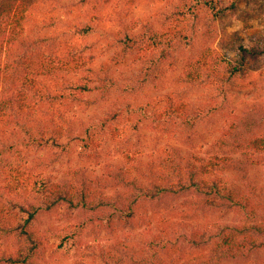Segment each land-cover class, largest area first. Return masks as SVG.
<instances>
[{
  "label": "trees",
  "instance_id": "trees-1",
  "mask_svg": "<svg viewBox=\"0 0 264 264\" xmlns=\"http://www.w3.org/2000/svg\"><path fill=\"white\" fill-rule=\"evenodd\" d=\"M47 1L0 0V136L7 138L14 127L28 135L26 140L32 146L45 148L51 143L62 150L66 147L63 139L77 141L85 160L99 161L104 144L101 136H123L116 127L121 122V112L112 109L100 130L99 126L88 127L80 135L70 125L66 109L71 102L82 103L85 97L102 90L105 95L107 91L106 85L96 84L93 78L86 48L70 39L71 34H92L95 22L77 25L58 37L37 35L29 23ZM137 1L126 0L127 14L136 11ZM217 6L214 0H167L165 8L169 10L158 26L139 22L118 35V63L124 64L135 53L148 57L146 69L133 74L135 83L125 85V92L143 95L148 91L149 97L158 91L156 79L166 74L160 68L177 66L180 54L185 57L180 82L215 87L225 95L229 90L242 88L251 72L250 57L259 58L257 49L246 47L237 36L227 44L236 49V58L211 44L201 50L196 48L197 34L214 27L220 14ZM236 6L233 0L230 7L222 6L220 10H233ZM138 27L141 32L136 33ZM58 38L61 49L50 43ZM11 55L16 59L9 62ZM163 100L161 103L151 99L145 107H139L145 111L148 107L152 112L142 115L137 123L148 120L166 130L174 126L173 132H188L191 141L192 135L197 134L195 117L204 106L194 109L172 93ZM43 104L51 108L50 116L45 114L48 110L41 109ZM194 110L195 117L191 115ZM133 126L138 129L136 124ZM124 136L126 143L133 142V131L131 136L124 129ZM3 142L7 145L8 140ZM211 146L205 152L188 154L174 146L165 149L160 156L152 155L146 173L139 172V160L138 164L132 163L136 153L124 152V164L110 170L108 176L113 180L109 185L81 170L71 171L67 181H55L21 165L9 163V169L1 167L5 161H0L5 192H1L0 185V264H59L56 235L65 233L61 243L82 244L88 224H95L97 233L149 227L156 234L141 247L132 245L129 238L98 250L88 245L80 253L79 264H176L185 257L181 240L186 241L173 228L177 224L172 217L177 211L192 222L205 215L213 217L212 222L196 226L191 234V249L197 254L194 263L188 261L189 264H227L258 256L264 252V186L251 178L253 172H264V121L238 117L227 122ZM4 148L14 150L12 144ZM127 163L132 164L130 168H126ZM118 188L126 191H112ZM75 215L82 217L83 227H45V218L56 216L64 221ZM231 215H235L236 223H228Z\"/></svg>",
  "mask_w": 264,
  "mask_h": 264
},
{
  "label": "rangeland",
  "instance_id": "rangeland-1",
  "mask_svg": "<svg viewBox=\"0 0 264 264\" xmlns=\"http://www.w3.org/2000/svg\"><path fill=\"white\" fill-rule=\"evenodd\" d=\"M231 1L233 0H214L218 3L217 7L220 14L213 28L197 34L195 44L198 50L211 44L222 53H227L230 58H236V49L229 46L228 48L227 44L231 37L237 36L244 41L246 47L257 49L259 58L250 57L251 72L243 82L244 86L240 89L229 90V94L225 95L215 87L193 86L189 83L180 82L179 77L185 71L183 66L185 65V57L180 54L177 66L164 65L160 68L166 74L163 78L156 79L159 90L151 92L148 97V91L143 95H129L125 92V85L130 86V84L135 83L132 81L134 75H139L146 69L148 57L146 58L145 54L142 53H135L124 64L118 63L120 49L117 47L119 38H121L118 35L123 34L122 32L126 28L137 26L139 22H151L158 26V21L163 19L164 13L169 10L165 8L167 0H138V8H135L136 11L131 15L127 14L126 0H48L36 11V16L31 18L30 29H33L37 35H44L49 38L65 35L68 29L70 30L77 25L80 26L82 23L95 22L96 29L92 34L82 37L71 34L70 39L72 43L86 48L89 67L93 70L92 75L96 79V84L106 85L107 89L104 92L105 95H102V90L98 94L85 97L82 103L71 102L67 104L66 109L69 111L70 125L80 135H84L88 127L90 129V127L99 126L100 130L104 118L107 117L109 111L114 109L122 114L121 122L117 126L115 123V126L118 129L117 133H122L123 136L112 138L105 133L100 138V141L104 143L101 148V159L99 161H87L83 158L82 146L77 141L63 139V144L66 146L64 150L61 147L51 146V143H49V147L45 148L40 147L39 144L32 146L27 141L29 137L26 133L11 127L7 138L0 136V161H5L1 167L6 166L9 169L11 165H21V168L27 169V171L42 173L45 177H50L55 181H67L71 171L81 170L90 177L109 185L113 180L112 177L108 176L110 170L119 169L118 166L124 164V152L127 154H130V151L136 153V160L132 163L138 164L139 160L141 162L139 172L146 173L148 161L152 155L160 156L164 154L165 149L174 146L182 150L183 154L205 152L221 136L227 122L236 120L238 117L241 119H263L264 121V0H235L237 6L233 10H220L222 6L230 7ZM96 17H99L98 20H95ZM213 31L214 34L212 35ZM139 32H141L140 27L136 29V33ZM201 33H204L203 38H201ZM50 43L53 47L61 49L60 38L50 41ZM20 51L17 50L16 52L20 53ZM153 57V55L150 56V59ZM15 59L16 56L11 55L8 56L7 61H15ZM167 93H172L176 98L189 103L194 109L199 110V107L204 106L205 109L200 112L198 117H195V110L191 114L198 120L197 134L192 135L191 141L188 139V132H173L174 126L166 130L162 125L152 121L148 122V120L137 123V119H141L142 115H148L152 112V109L149 110L148 107L146 111L139 107H145L151 99L162 103ZM41 109L45 112L48 110L46 115L51 113V108L49 109L44 104ZM63 109L64 107H61V110ZM135 124L139 130L134 129L133 125ZM42 125L44 124H40V126ZM124 129L131 136L133 131L134 140L132 143H126L127 138L124 136ZM170 131L172 132L170 133ZM17 132L20 134H15ZM36 132L37 138H40L39 130ZM4 139L8 140L7 145L4 144ZM11 144L14 147L13 151L4 148ZM6 161L9 162L6 163ZM131 165L127 163L126 168H130ZM1 180L2 178H0L1 192H4ZM251 180L260 187L264 186V172H253ZM112 191L115 193L126 191V188H118ZM172 218H174L173 223L177 224L176 227H173L174 230L178 231L187 241L181 240L185 257H183L182 262H176V264H189L188 261L194 263V256L197 251L191 249V234L196 226H203L212 222L213 217L205 215L204 219L201 218L192 222L182 217V214L177 211ZM81 219L82 217L75 215L71 219L66 218L64 221H60L54 216L45 218V227H56L57 229L58 227H83ZM227 221L228 223H236L238 220L235 219V215H231ZM96 227L95 224H88V228L81 238L82 244L61 243V237L65 233L60 232L56 235L55 241L60 247L59 264H79L82 262L80 261V253L88 245L98 250L101 247H110L121 238H129L132 245L141 247L146 240L151 239L156 234V230L149 227L135 230L129 228L118 233L106 230L97 233ZM66 235H68L67 232ZM96 263L99 264L98 261ZM227 264H264V252L258 256L255 255Z\"/></svg>",
  "mask_w": 264,
  "mask_h": 264
}]
</instances>
